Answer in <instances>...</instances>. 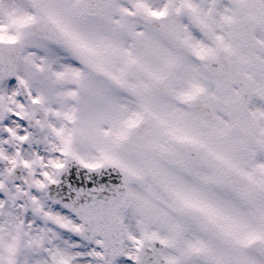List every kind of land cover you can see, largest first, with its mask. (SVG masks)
Segmentation results:
<instances>
[{"label": "snow or ice", "instance_id": "snow-or-ice-1", "mask_svg": "<svg viewBox=\"0 0 264 264\" xmlns=\"http://www.w3.org/2000/svg\"><path fill=\"white\" fill-rule=\"evenodd\" d=\"M0 264H264V0H0Z\"/></svg>", "mask_w": 264, "mask_h": 264}]
</instances>
